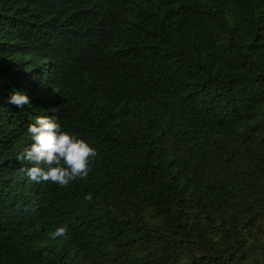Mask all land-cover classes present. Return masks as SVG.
Returning a JSON list of instances; mask_svg holds the SVG:
<instances>
[{"label":"trees","instance_id":"16d2710c","mask_svg":"<svg viewBox=\"0 0 264 264\" xmlns=\"http://www.w3.org/2000/svg\"><path fill=\"white\" fill-rule=\"evenodd\" d=\"M37 115L87 177H27ZM0 264H264V0H0Z\"/></svg>","mask_w":264,"mask_h":264},{"label":"clouds","instance_id":"9594fccd","mask_svg":"<svg viewBox=\"0 0 264 264\" xmlns=\"http://www.w3.org/2000/svg\"><path fill=\"white\" fill-rule=\"evenodd\" d=\"M8 103L23 107L30 103L27 93L13 90ZM31 143L23 146L16 159L29 162L24 169L27 177L40 183L51 181L60 186H66L77 177L85 178L90 171L92 160L97 155L95 147L84 138L63 130L55 117L37 115L27 127ZM86 200L93 199L88 193ZM68 233V226L57 227L51 238L64 237Z\"/></svg>","mask_w":264,"mask_h":264}]
</instances>
